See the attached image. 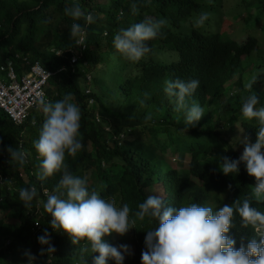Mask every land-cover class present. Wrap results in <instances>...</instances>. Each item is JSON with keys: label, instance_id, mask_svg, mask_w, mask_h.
<instances>
[{"label": "trees", "instance_id": "16d2710c", "mask_svg": "<svg viewBox=\"0 0 264 264\" xmlns=\"http://www.w3.org/2000/svg\"><path fill=\"white\" fill-rule=\"evenodd\" d=\"M224 1L0 0V72L5 74L1 66L8 60L18 76L29 69L27 61L54 72L46 89L48 100L67 95L81 110L83 147L76 157L66 156L65 163L74 175L87 179L90 191L117 206L128 203L131 212L137 211L146 196L157 195L153 185L160 181L163 195L158 196L171 206L197 203L215 211L247 197L252 207L264 212V202L251 199L255 180L243 163L230 176L218 168L220 158L238 159L241 154L233 147L240 142L238 127L242 145L244 141L254 143L259 130L255 119L241 115L240 107L251 92L257 98L256 107L264 106V0L252 2L257 21L248 20L249 10L245 14L223 11ZM77 2L84 13L91 14V23L83 18L74 21L65 14ZM241 4L242 0L236 10ZM201 11L209 13L208 20L203 27H194ZM229 14L238 23L237 31L222 28V18ZM160 18L166 22L156 38L147 42L150 51L139 61H128L113 47V37L121 29ZM73 22L84 29L82 47H76L70 35ZM253 76L256 81L246 89ZM174 79L200 82L188 102L198 103L205 112L187 129L174 98L163 91L165 82ZM149 113L152 119L145 122ZM43 118L42 114L32 120L27 129V117L15 124L0 108V264H27L26 252L35 257L34 264H91L97 253L82 255L83 241L73 245L66 233L53 231L48 224L51 216L43 203L60 174L43 181L37 176L40 158L33 142ZM223 133L233 141L225 140ZM9 146L23 151V165L9 158ZM172 147L180 168L166 161V150ZM31 187L37 196L31 207H24L18 191ZM8 215L15 222L5 221ZM233 223L230 234L237 239L236 247L240 236L247 243L248 238L259 236L257 227L264 229L242 226L236 213ZM133 227L134 252L125 256L124 264L141 263L145 231L154 228L155 222L137 221ZM45 229L54 253L40 252L46 246L36 238ZM115 235L103 239L115 245ZM107 264L115 262L109 259Z\"/></svg>", "mask_w": 264, "mask_h": 264}, {"label": "clouds", "instance_id": "9594fccd", "mask_svg": "<svg viewBox=\"0 0 264 264\" xmlns=\"http://www.w3.org/2000/svg\"><path fill=\"white\" fill-rule=\"evenodd\" d=\"M132 10L135 12L134 5ZM65 14L74 21L83 18L86 24L92 22L91 14L84 13L78 2L66 8ZM208 17V12L201 11L193 26L203 27ZM165 22L160 18L133 23L114 35L113 47L128 61L137 62L149 53L147 42L156 38ZM70 35L76 47L84 45V29L80 23H72ZM255 81L253 76L245 88L251 89ZM199 84L197 79L165 82L163 91L174 98L176 110L183 113L186 129L198 122L205 112L198 103L188 102ZM34 102L44 117L38 138L33 142L40 158L37 176L43 181L60 174L52 194H48L43 203L44 210L51 216L49 227L66 233L73 245L83 241L82 255L85 252L97 253L91 264H107L109 259L115 264H123L125 256L131 254L130 246L111 245L103 237L111 233L123 236L134 228L137 221L145 220L155 222V227L145 231L141 264H264V229L260 231L257 227L264 226V212L252 207L250 198L234 200L215 211L197 203L171 206L158 195L146 196L135 212H131L128 203L117 206L115 201L104 199L95 190L90 191L87 179L74 175L65 163L66 156L76 157L83 147L79 106L67 95L53 102L47 100L42 92L36 93ZM257 104V98L251 92L243 98L240 107L241 115L248 120L255 119L259 126L255 142L244 141L238 159L222 157L218 168L222 174L230 176L231 173L237 174L238 165L243 163L246 173L255 180L251 199L264 202V106L257 108ZM151 119V113L144 117L145 122ZM6 151L12 161L24 164L23 151L11 146ZM18 195L24 207H31L37 190L35 187L20 188ZM234 213L238 214L242 226L257 227L259 234L248 238L247 243L243 242L244 236H240L238 247L235 246L237 239L230 234L234 228ZM36 239L40 245L46 246L40 249L42 254L55 252L47 229ZM25 255L27 264H34L35 257L30 252Z\"/></svg>", "mask_w": 264, "mask_h": 264}, {"label": "built area", "instance_id": "2783aa9c", "mask_svg": "<svg viewBox=\"0 0 264 264\" xmlns=\"http://www.w3.org/2000/svg\"><path fill=\"white\" fill-rule=\"evenodd\" d=\"M27 64L29 69L21 76L14 71L11 60L7 61L6 66H1L6 79L0 78V108L15 124H21L28 116V109L37 106L34 102L37 92H42L48 100L44 87L54 74L39 62L30 64L27 61Z\"/></svg>", "mask_w": 264, "mask_h": 264}, {"label": "rangeland", "instance_id": "374dc122", "mask_svg": "<svg viewBox=\"0 0 264 264\" xmlns=\"http://www.w3.org/2000/svg\"><path fill=\"white\" fill-rule=\"evenodd\" d=\"M241 0H227V1H224L223 2V5H222V10L223 11H227V10H230L231 13L233 14L234 11H236L237 14L239 13H242V14H245L247 10L250 11L251 13V16H249L248 20L249 19H252V21H257V19L255 18V14H258L257 13V9H254V11H252V2L253 0H242V4L240 6H238L239 10H236L237 8V3H239ZM222 28H228V29H231L233 31H237L238 29V23L237 21H235V19L231 16V14L229 15H225L223 18H222ZM262 22V20L260 19L259 23ZM264 24V23H263ZM250 26H252L253 28H255L254 24L251 23ZM0 78L5 80L6 79V76L3 72H0ZM50 79V78H49ZM49 79L47 80L46 84H45V93H46V89L49 85ZM42 115V112L40 111V109L36 106V107H31L28 109V116H27V119L25 121L26 123V127L27 129L30 127V122L32 120H39L40 117ZM237 134L239 136V139H240V142H238L237 144H233V147L235 149H237L240 153L242 152L243 150V145L241 144L242 141H243V138H242V131L241 129L238 127V130H237ZM233 135V134H232ZM223 138L229 142H232L233 139L231 138L232 136L230 134H226V133H223L222 134ZM167 154H166V161H168V163L170 165H172V167L174 168H180L181 165L178 164V158H177V152L174 151V148L172 147V149L168 148L166 150ZM176 153V154H175ZM188 158H189V155L186 154L185 155V158H184V163H185V167L187 165V162H188ZM163 183L158 181L156 183H154L153 185V189L154 191L156 192L157 195H163ZM150 192V191H149ZM5 221H10V222H15V219L11 216V215H8L5 219ZM116 238L114 236H112V239L115 241V245H119V244H128L130 246V249H131V253L134 252V245H133V242L131 240V237H132V230L130 229L125 235L123 236H119V235H115ZM124 264V263H123ZM141 264V263H140Z\"/></svg>", "mask_w": 264, "mask_h": 264}]
</instances>
